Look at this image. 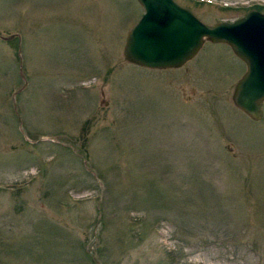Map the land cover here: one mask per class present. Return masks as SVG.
Instances as JSON below:
<instances>
[{
    "label": "rangeland",
    "instance_id": "1",
    "mask_svg": "<svg viewBox=\"0 0 264 264\" xmlns=\"http://www.w3.org/2000/svg\"><path fill=\"white\" fill-rule=\"evenodd\" d=\"M206 23L264 0H178ZM261 7V8H258ZM137 0H0V264H264V118L206 40L129 62Z\"/></svg>",
    "mask_w": 264,
    "mask_h": 264
},
{
    "label": "water",
    "instance_id": "2",
    "mask_svg": "<svg viewBox=\"0 0 264 264\" xmlns=\"http://www.w3.org/2000/svg\"><path fill=\"white\" fill-rule=\"evenodd\" d=\"M145 12L130 29L125 58L152 69L177 68L192 60L206 40L228 44L246 63L235 85L234 104L254 120L264 117V13L250 9L235 21L209 24L177 0H138Z\"/></svg>",
    "mask_w": 264,
    "mask_h": 264
},
{
    "label": "trees",
    "instance_id": "3",
    "mask_svg": "<svg viewBox=\"0 0 264 264\" xmlns=\"http://www.w3.org/2000/svg\"><path fill=\"white\" fill-rule=\"evenodd\" d=\"M258 8H261V7L258 6Z\"/></svg>",
    "mask_w": 264,
    "mask_h": 264
}]
</instances>
